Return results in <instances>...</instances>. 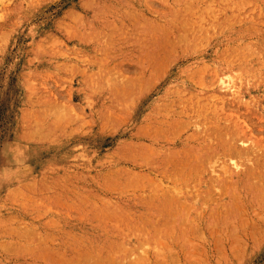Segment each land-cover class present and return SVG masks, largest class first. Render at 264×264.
<instances>
[{
  "label": "rangeland",
  "instance_id": "374dc122",
  "mask_svg": "<svg viewBox=\"0 0 264 264\" xmlns=\"http://www.w3.org/2000/svg\"><path fill=\"white\" fill-rule=\"evenodd\" d=\"M0 264H264V0H0Z\"/></svg>",
  "mask_w": 264,
  "mask_h": 264
},
{
  "label": "bare ground",
  "instance_id": "6f19581e",
  "mask_svg": "<svg viewBox=\"0 0 264 264\" xmlns=\"http://www.w3.org/2000/svg\"><path fill=\"white\" fill-rule=\"evenodd\" d=\"M227 136V135H226Z\"/></svg>",
  "mask_w": 264,
  "mask_h": 264
}]
</instances>
